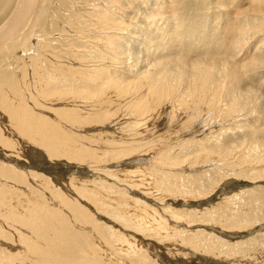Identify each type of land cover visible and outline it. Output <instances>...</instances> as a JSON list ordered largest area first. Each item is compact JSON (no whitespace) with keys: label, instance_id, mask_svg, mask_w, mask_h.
Segmentation results:
<instances>
[{"label":"bare ground","instance_id":"bare-ground-1","mask_svg":"<svg viewBox=\"0 0 264 264\" xmlns=\"http://www.w3.org/2000/svg\"><path fill=\"white\" fill-rule=\"evenodd\" d=\"M11 1L0 0V15L11 5ZM43 1L17 0L15 9L0 21V55L16 45L23 48L24 54L25 51H32L30 50L34 48L32 43L39 36L41 27L38 19L45 14V10L40 7ZM107 1L106 3L101 0L93 11L95 13L91 15L92 18L95 16L93 26L98 25L102 28L99 30L97 27L88 28L89 24H83L82 27L78 26L77 34L82 36V33L88 30L91 34H97V36H89L90 41L96 44L93 47L97 48L101 44V52L110 53L111 50L113 56L122 62L124 69L119 68V72L113 73L112 65L108 64L103 57H98L103 58L98 61H103L100 64L104 67L79 65L78 54L75 58L78 63L68 65L62 64L61 61V63L55 62L51 60L52 57L48 58L50 55L48 49L51 46L47 44L46 49L41 48L42 50H40L42 45L36 46L38 54L28 55L30 56L28 65L23 62L24 72L21 83L15 82L18 76L11 74L10 71L0 74V111L1 108L6 111V113L4 111L0 113V121L4 119L7 122L4 128L0 125V147H2V150L0 149V250L3 253L0 255V264H23V262L30 264H158L155 258V254L158 253L154 250L157 244L154 245L153 241L162 240L164 244L166 240L172 238V235H176L195 250L200 248L203 250L207 241L199 245L201 244L199 236L202 231L190 230L191 236H189L187 229L193 228V225H198L200 222L208 221L206 219L208 214L215 213L213 221L221 216L218 211H214L216 207L205 213L199 212L197 208L190 210L185 208L187 215L174 211L173 205L179 199L176 197H184L186 203L192 202L191 199H195L191 195L195 194L194 190H203L211 186V184L205 186V182L201 181L207 172L201 171L203 172L201 174L190 171L187 173L190 179L184 177V172L194 168L186 163V159L176 158L179 157L180 152L187 150L182 144L194 143L195 145H192L194 148L197 144L203 147L201 150L198 146L195 149L192 147V150H196L198 157L201 156V160H197L199 165H202L201 162H205L208 157H212L213 160L205 163L208 168L211 167L209 163L215 160L225 161L230 166L235 160L228 162L230 160L228 158L230 156L236 158L237 153L231 145L234 143L227 139L233 135L225 132L220 136L217 135V138L214 136L213 139L212 135L215 132H211L193 142L186 137L184 142L172 143L174 139L180 141L184 137L180 134H178L180 137H171L170 132L149 133L148 130L144 135L153 133L157 135V137H149L143 136L139 133L140 131L137 132V129L135 131L131 129L139 127L144 122H156L165 111L172 124L175 117L178 119V116L183 115L184 118L185 116L190 118V122H184L190 131L192 127L202 130L204 126L212 124L210 123L212 120H208V116L205 120H199L196 119L197 116L203 117L214 111L219 113H217L218 117L231 120L238 110H244L251 101L256 102L257 93L254 88L242 90L233 86L235 81H243L245 73L242 74V69L239 72L238 65H232L231 62V66L227 63L231 57L227 59L228 56H223L219 59L214 54L210 57L204 56H208L206 54L210 51L208 47L216 49L215 51L224 47V51L230 52L233 44L236 45L233 47L238 48L235 51L238 50V53H241L260 33L264 34V0H242V4L238 3V9L234 8L236 0H207L215 4L223 13L226 31L221 36L215 34V26L211 24L207 26V18L193 19L197 20L194 23L192 19L186 22L185 19L188 17H185V14L182 18L180 14H177L179 17L176 18L177 2L181 0H174L175 2L140 0L148 6L147 15L152 18L142 17L138 21L139 17L136 16L138 13L135 14L139 31H129L130 37L125 36L128 32H124L126 29L122 28L125 27L124 20L122 22L116 20L108 6L116 3L117 7H127L126 4L132 0ZM36 8L40 11L35 21L31 23L30 16L33 17ZM221 13L218 12L217 15ZM131 18L133 16H130ZM98 35L101 38H97ZM41 36L40 38L45 40L47 36L50 37V34ZM53 38L56 39V37ZM263 40L258 42L259 45L251 56L253 59L249 54L245 56L251 59L250 62L245 61L248 63V70L245 72L255 70L253 76L258 75L260 69H264ZM193 48L206 52L204 55H199L196 50V54H193L191 53ZM183 51L186 52L183 53ZM236 57L235 54L232 59ZM15 59L23 60L18 53H15ZM229 73L232 76L231 86L224 87L221 76L228 77ZM224 100L227 101V109L221 107V102H225ZM75 103L88 105L85 104L86 107H83ZM71 106L76 108L69 109ZM256 110L258 109L255 108ZM142 119L143 123L140 122ZM220 120H223V123L219 122L225 127L226 121ZM96 124L102 132L99 139V134L95 131L90 135L80 133L85 126H97ZM123 124L126 125L122 129L128 130L127 133L122 132L120 127L118 130L113 128ZM184 128L185 126L182 125L177 132H184ZM7 131L8 133H5ZM192 134L188 133L186 136L193 140ZM105 140L108 144H102ZM95 142L99 144H93ZM20 144L39 146L29 145L28 147L36 150V154L33 155L37 157L43 155L42 151H45L50 159H56L53 162H62L58 160L61 158L76 161L71 162L78 165L75 174H82L83 169L94 168L100 171L98 175L101 177L97 180L95 175L88 181L89 183L79 182L74 179L75 177L70 179V185L73 187L70 188L77 197L69 195L66 191L63 192L62 184L59 185L51 176L31 169L27 163L33 165L35 163L32 162L33 159H28L30 161L28 162L23 158L26 162L22 163L21 158L15 155L16 150L19 151ZM244 144H252V141H245ZM151 150L154 157L152 160L148 159L152 161L149 167L152 170V176L147 175L149 168L143 167L144 164L139 165L141 164L139 159L145 158L147 154L144 156L143 154ZM262 157L261 155V159ZM84 158L90 162L84 163ZM129 160L133 163L130 161L126 164ZM113 163L117 166L120 164L119 167L124 169L116 172L109 170L114 168ZM133 169L136 171L134 172ZM126 170L137 174L138 178L134 182L125 177L129 181L126 184H129L130 190L144 189L146 191H144V197L160 203L161 209L157 206H149L145 201L138 202L134 199L135 196L128 198L124 195L126 194L124 191H121L124 192L122 194L121 192L113 193V187L108 185V182L102 181L106 175L114 176L119 181L121 179L118 172H126ZM141 171L143 173L138 175ZM215 178L217 181V177ZM117 183L116 181L115 187ZM105 187L107 190H104ZM179 191L181 196L178 195ZM77 193L89 203L83 204ZM87 205L94 207L95 210H103L105 215L110 214L108 211L112 212L110 215L119 220L120 229L112 227L108 229L103 226L104 223H99L96 218H93L95 215L87 210ZM190 207L192 208L189 204ZM110 215L108 218L111 220ZM149 244H153V249L149 247ZM6 250L13 255L7 254L9 257H5ZM211 250L215 249L208 251Z\"/></svg>","mask_w":264,"mask_h":264},{"label":"rangeland","instance_id":"rangeland-1","mask_svg":"<svg viewBox=\"0 0 264 264\" xmlns=\"http://www.w3.org/2000/svg\"><path fill=\"white\" fill-rule=\"evenodd\" d=\"M16 1L17 0L11 1L12 2L11 5H9L8 8L5 9L3 14L0 15V21H2L10 12H12L15 9ZM102 1H106V3L108 2L107 0H102ZM133 1H134V3L132 4ZM142 1L132 0L129 3L131 6H129V4H126V6L129 8L122 7V6L117 7L116 3H115L116 5L112 4V5L108 6L111 8L110 12L114 13L113 16H114V18H116V20L121 21V22L124 20V26L125 27H122L123 25H121V27L123 29H126V30L129 28L127 31L126 30L124 31V32H128L127 35L125 33L126 37H130L131 33H129V31H131V30L135 31L138 29L139 25H137V20H135L136 19L134 17L135 14L138 13L136 15L137 18L139 17L138 21H140V19L142 17L152 18L151 16L147 15L149 8H148V6H146V3L142 2ZM172 1H174V0H172ZM205 1H206V3H203ZM209 1H211V0H209ZM209 1H207V0H204V1L203 0H181V1L177 2L178 12L176 13V16H177L176 18L179 17L178 16L179 14H180L181 18L183 17L184 14H185L184 15L185 17H188L185 19L186 22H190L191 19L192 20L193 19H197V20L199 19L200 20L203 18H207V20H208L207 26H209L208 24L215 26V34L217 36L223 35L226 31V26L224 25L225 22L223 19V13H221L222 11H220L219 8L215 6V4H212ZM236 1L237 2H235L234 8L238 9L237 8L238 3L242 4L243 1L242 0H236ZM100 2H101V0H44L43 2H41L42 5L40 6V4H39L38 6H40L42 9L45 10V14H43L38 19L40 26H41L40 27L41 33L40 32H39L40 34L38 33L39 36H37V38H36L37 40L35 39V41H33V43H32L34 48H31L30 50H32V51H30V52H29V50H28V52L25 51V54L23 53L24 52L23 48H21L18 45L13 46V47L7 49L6 51H4L2 53V55H0V74L3 75L2 73L5 74V72L10 71L11 74H13V75L16 74L18 76L15 79L16 80L15 82L21 83L23 81V72H24L23 62L26 65H28V63H30V61H29L30 59H28V58L31 55H37L38 54L36 46L42 45L40 47V50H42V49H46L47 44L51 46L48 49L49 52L47 51L50 54L48 56V58L50 59L52 57L54 60L52 58H51V60L55 61V62L58 61L59 63L62 62V64H68V65L79 62V65H86V66H92L93 65L92 67H104V65L100 64V62H103V61H98L99 59L104 58L105 61H108V64L112 65L113 68H111V69L113 70V73L119 72V68L124 69L123 68L124 65L121 64L122 62H119V59H116V56H113V52L111 50L109 52L110 53L112 52V54L106 53L104 51L101 52V44L98 45L97 48L93 47V45L96 46V44H95V42L90 41L91 39L89 38V36H97V34H95V33L91 34L90 30L82 33V36L77 34L78 26L82 27L83 24H89L88 28L89 27H91V28L97 27L98 30L100 28H102L101 26L98 27V25L93 26L94 25L93 24L94 23L93 18H95V16H93V18L91 16L92 14L95 13L93 11H94V9H96L98 7ZM201 2H202V4H201ZM208 5L209 6L211 5V6L208 7ZM187 6L189 8H185ZM197 7L200 11L197 9ZM138 8H139V10H138ZM66 9H68V10H66ZM134 10H135V12H134ZM39 11L40 10H37V8H36V12L34 13L33 17L30 16L31 23L33 21H35V18L37 17L36 15L38 14ZM224 11H226V10H224ZM218 12H220L221 14L217 15ZM193 13H194V15H193ZM209 13H210V15H209ZM214 13L219 17H217ZM212 15H214V16H212ZM233 15L234 14H232V16ZM130 16L131 17L133 16V18H131L133 20L130 19ZM194 16H196V17H194ZM211 17H213L214 19L213 18L211 19ZM232 18H234V17H232ZM197 20H193L192 22L194 23ZM153 22H155V20H153ZM65 23H66V25H65ZM41 28H42V30H41ZM37 30L39 31V28H37ZM118 31H120V30H118ZM137 31H139V30H137ZM47 33L50 34V37H48L49 36L48 35L46 38L47 41H46V39L43 40L42 38H40V37H42L41 35H43V34L47 35ZM121 33H123V32H121ZM53 37H56V39H54ZM57 38H59L60 40ZM97 38H101V37L99 36ZM263 39H264V34L260 33V35L256 39L252 40L250 42V44L245 48V50L241 51V53L240 52L238 53V50L235 51V49H238V48L233 47V46H236L235 44H233L231 46V48H233V49L229 50L230 52L224 51V47L221 50H217V51H215L216 49H214V48L208 47V49H210V51H208V52H206V51L201 52L199 49L197 50V49L193 48V51L191 52L193 54H196L195 51L197 50V54H199V55H204V53L206 52V54H208V56H204V57H210L211 55L214 54V56H216L219 59L223 58V56H226V57L228 56L227 59L229 57H231V60L229 59L230 62L225 57V60H227V63L231 65V62H232V65H235V64L238 65V68L240 67L239 72H241V69H242V74L245 73L243 81H235L233 86H235L237 89H242V90L247 89V88H254V90L257 93L256 94V97H257L256 102L257 103L251 101L250 103H248L247 107L244 110H241V111L238 110L237 113L232 116V118L230 117L231 120H225V118H223V117H218L219 113L217 112L218 113L217 114L214 111L208 113L207 115H204L203 117H202V115H200L201 117H199V118L197 116L196 119H199V120H205V118H207V116L209 117L208 120H212L210 122L212 124H208L206 127L204 126L202 128V130L198 129V128L193 129V127H192L191 131H190V128H188L186 126V123H187V121L190 120V118H187L186 116L184 118L183 115L178 116V119H177V117H175L176 119L174 118L173 124H172L170 122L171 120L167 117V113L165 111L162 114V116L159 119H157L158 121L156 120V122L152 121L151 123H148V122H144V120L142 119V121H140V122L141 123L144 122L145 125L143 123L140 125L142 127L139 126V127H135L134 129H131L133 131H135L137 129V132L140 131L139 133H142L143 136H149V137H157V135L154 133L144 135L148 132V130L150 131L149 133H152L154 131H158L159 133L170 132L169 136H171V137L172 136L173 137L174 136L180 137L181 135H182V137H184L180 141H175V139H174L172 141V143L184 142L186 140V137L188 138V140L190 138V140H189L190 142H193L194 140L199 139L200 137H203V135L210 134L211 132H215L212 135V137L214 139V136H215V138H217L222 133L228 132V134L233 135V136H231L227 139H228V141H230V142L232 141V143H234L231 145H232V148L234 147V152H237L236 158H234V157L232 158L231 156L228 158V159H230L228 162H232L235 160L232 165L228 166L225 161L215 160V161H212L209 163L211 165V167L208 168L205 165V163L213 160L212 157H208L205 162H201L202 165H199L197 163V160L200 159L201 156L199 158L196 150H192V147L194 148V146H192V145H195V144L194 143L192 145L191 144H186V145L182 144L187 148V150H189L190 153L187 150L180 152L179 157L176 159H180V157H182L183 158L182 160L186 159V163L189 164V166H191L192 168H194L193 170L191 169L189 171L187 170V172H184V177L189 178V175H187V173L190 171H192L193 173H201V174L203 172H205V173L207 172L205 174L203 180L201 179V181L205 182V186L208 184H211V186H209V187L207 186L203 190L202 189L194 190L195 194L192 193L191 195L195 199H191L193 201L187 202L188 204L186 203V200H184V197L183 198L182 197H176L179 199L177 200L175 205H173L174 211H179L180 213H184L185 215H187L185 208H188L189 210L193 209V208H197L199 212L205 213L206 211H211L216 207L214 211H216V212L218 211V213L221 214V216L218 219L213 221L212 219H213L215 213L208 214L206 217V219L208 221H206L205 223L200 222L198 225L196 224L197 226L193 225L192 226L193 228H189V230L187 229V231H188L187 234L189 236H191V231L194 232V231H196V229H198L199 232L202 231L201 232L202 234L199 236L200 237L199 242L201 244H199V243L198 244L203 245L207 241L203 250H202V248H200L199 250L198 249L195 250L192 246H190V244L184 243L183 239L181 237L176 236V235H174V236L172 235V238L166 240V242L164 244H162L163 243L162 240L153 241L155 243L154 245L157 244L156 247L154 248V250H156L158 253V254H155V258L157 259L156 263H158V264H164L165 261H166L165 264H264V151H262V150H264V148H263L264 147V69H260L258 75H256V76L252 75L255 70L249 71L250 73L245 72L246 70H248V68H247L248 63H246V62H250L251 59H253V58H251V56L255 52L260 41ZM45 42H47V43H45ZM263 43H264V40H263ZM53 51H56V52L54 53ZM185 52L186 51H183V53H185ZM217 52H219V54ZM220 52H222V53L220 54ZM15 53L16 54L18 53V56L23 60H19V61H18V59L16 60L15 59ZM74 53H76V54H74ZM77 54H78V57H77ZM233 54H234V56H233ZM235 54L239 58L236 57V58L232 59V57H235ZM246 54H249L251 59L245 58ZM28 55H30V56H28ZM76 57L79 58L80 61H78V62L75 61ZM98 57H103V58H98ZM112 59H114V60H112ZM124 59L126 60L127 58H124ZM125 60H122V61H125ZM234 60H235V62H234ZM110 61H112V62H110ZM240 62H241V64H240ZM96 64L100 65V66H95ZM79 65H76V66H79ZM120 65H123V66H120ZM231 73L228 74V77H225V75L221 76V80L224 84V87H226L227 85L231 86V77H232ZM248 73H249V75H247ZM23 86H25V85H23ZM60 91L64 92L62 90H60ZM260 94H263V95H260ZM236 96H237V94H236ZM228 97H230V96H228ZM85 104L88 105L87 103H82V104L75 103V105H83V107H86V106H84ZM249 105H250V107H249ZM252 106H253V108H252ZM221 107L223 109H227L228 108L227 101L221 102ZM72 108H76V107L71 106L69 109H72ZM255 108L258 110L255 111ZM81 110L87 112V110H85V109H81ZM3 111L4 110L1 108L0 113L2 114ZM4 112L6 113V111H4ZM234 116H236V117H234ZM214 117L217 118L218 120L216 121V119ZM220 119H224V121H226V122H224L225 127L221 124V123H223V120H220ZM235 119L236 120L238 119V120L236 121ZM184 122H186V123H184ZM154 123H156V125ZM157 123L160 125V127ZM181 123H182V125L185 126V128L183 129L184 132H182V131L177 132V129L182 128ZM6 124H7V122L4 119H2V121H0V125L2 128L6 127ZM96 125L97 126H94V125L85 126V129H83L82 132L80 131V133L90 135L91 133H93L95 131L99 134V136H98V139H99V137L102 136V132H100L101 129H99V125L98 124H96ZM124 125H126V124H123L122 126H116L113 128H116L118 130V128L120 127L122 132L127 133L128 130L122 129V127ZM164 125H165V127H164ZM143 126H144V128H143ZM150 128H152V129H150ZM126 129H128V128H126ZM160 130H163V131H160ZM10 132H11V129H10ZM219 132H220V134H219ZM5 133H8V131ZM183 133H185V134L183 135ZM188 133L190 135H191V133H193L192 134L193 140L191 137L186 136ZM178 134H180V136H178ZM111 135H113V134H111ZM231 139H233V140H231ZM234 140H236V142ZM249 140L252 141V144H244L245 141H249ZM235 143H237V144H235ZM93 144H99V142H95ZM102 144H108V142L105 140V141H103ZM260 144L261 145L263 144V145L261 146ZM29 145L33 146V147L37 146L34 144H29ZM29 145L28 144H20V146L18 147L19 151L16 150V152L18 154L16 153L15 155L17 157L21 158L22 163H25L26 161L30 162L28 159H30V160L33 159L32 162H35V163H33V165L27 163V165H29V167L31 166V169L36 170L39 173H44L45 175L51 176L53 179H55V181L58 182L59 185L62 184L63 192L66 191V193L69 195L77 197L76 194L71 189L73 187L70 185V182L74 177H75L74 179H77V181L82 182V183H86V182L90 181V179L94 178L95 175H96L97 180L100 179V177H101L98 175V173L100 171H97V169L94 170V168L83 169L84 174L83 173L82 174H78V173L75 174L76 169L78 168V165L75 163L71 164V162H76V161L69 160L67 158H61L58 160H62V162H60V161L53 162V160H56V159H53V160L50 159L48 154H46L45 151H42L41 147H40V150L42 151L43 155H38V157H37L36 155H33V154H36V150L29 149V147H28ZM208 145H210V144H208ZM213 145H215V144H213ZM228 145H230V144H228ZM259 145L261 146V148H259L260 147ZM197 146L200 150L203 149V147H201L199 144H197ZM197 146H195V148H197ZM37 147H39V146H37ZM256 147H258V148L256 149ZM1 148L2 147H0V149ZM223 148H225V146H223ZM27 154H29V155H27ZM145 154H147L145 156V158L142 157L139 159L140 160L139 163H141L139 165L144 164L143 167L149 168L150 165L152 164L151 160L154 157V154H153L152 150L145 152L143 154V156ZM203 155L205 156L204 153H203ZM211 155L214 156L215 154H211ZM261 155L263 156L262 159H261ZM192 156H194V157H192ZM221 156L223 157L222 154H221ZM23 158H25L27 160L24 161ZM44 158H45V160H43ZM148 158H151V160H149ZM141 160H142V162H141ZM130 161H132V160L126 161L127 163L126 162L125 163L129 164ZM86 162H90V161L84 158V163H86ZM132 163H133V161H132ZM113 164H114L113 165L114 168L109 169V170H113V172H116L120 169H124L123 167L122 168L119 167L120 164H119V166H117L116 163H113ZM222 164H223V166H222ZM212 166H214V167H212ZM198 167H199V169H198ZM203 168H205V169H203ZM79 169H82V168H79ZM150 169L151 168H149V172L147 175L152 176V170H150ZM195 169H198V170H195ZM133 170H134V172L136 171L135 169H133ZM139 170H142V169H139ZM194 170L196 172H194ZM129 171L130 170H126V172H124V171L118 172L120 174L119 177L121 179L119 181L114 176H111V175H106L104 177V180H102V181H104L105 183L108 182L107 184L111 185L113 187V193L116 192L119 194L121 191H124L126 193L124 195L127 196L128 198L135 196V198L134 197L133 198L136 199V201H138V202L139 201H145L149 206H153V207L157 206L159 208L162 207L161 204L158 203L157 201H155L153 199H149V200L146 199V197H144V193L146 192L144 189H142V188H135L134 189L132 186V188L134 190L133 191L130 190V187H128L129 184H126V183H129L127 178L130 179V181H134V182L138 178L136 177L137 174H132ZM201 171H203V172H201ZM208 171H209V173H208ZM142 173H143V171L139 172L138 175H141ZM106 174H108V173H106ZM185 174H186V176H185ZM53 175H55V176H53ZM132 175H133V178H132ZM134 176H135V179H134ZM208 176H210V177H208ZM125 177H127V178H125ZM215 177H217V181H215L216 180ZM111 180H112V182H111ZM116 181L118 182L117 187L114 186ZM202 183H201V185H202ZM67 186H68V189H67ZM197 186H199L198 183H197ZM124 187H126V188H124ZM122 188L124 190H122ZM104 190H107V188L105 187ZM211 190H213V191H211ZM210 191H211V193H210ZM124 192H121L120 194H122ZM179 194H180V191L178 192V195ZM77 195L80 197L81 201L84 202L83 204L86 205L89 203L87 200H83V198L78 193H77ZM209 195H211V196H209ZM179 196H181V195H179ZM148 197H151V196H148ZM209 197H210V200H209ZM202 198L203 199L206 198V199L203 200ZM200 201L203 202V203H201L202 205L199 203ZM189 204L192 206V208L191 207L189 208ZM86 208L88 211L92 212L95 215V217H93V218H96L99 221V223H104L103 226L107 227L108 229H110L111 227L113 229H117V230L120 229L119 227L121 225L119 223V220H116V217H112L110 215V214H112V212L108 211V213H110L109 215L111 217V220H110L108 218L109 215L108 214L105 215V213H103V210H95L94 207H92V206L89 207L88 205ZM223 215H224V217L222 218ZM93 236L95 238V235H93ZM144 246L146 247V244H144ZM149 247L151 249H153V244H149ZM210 249H215V250L208 251ZM150 253H153V252H150ZM2 254L3 253L0 250V255H2ZM7 254H9L10 256L13 255V253L6 250V252L4 253V256L9 257ZM157 257H159V258H157ZM163 259H165V260H163ZM23 264H30V263L29 262H23ZM40 264H44V263H40Z\"/></svg>","mask_w":264,"mask_h":264}]
</instances>
